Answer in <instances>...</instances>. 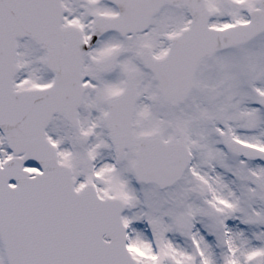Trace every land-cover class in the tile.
Instances as JSON below:
<instances>
[{"label":"snow or ice","instance_id":"6c2138e0","mask_svg":"<svg viewBox=\"0 0 264 264\" xmlns=\"http://www.w3.org/2000/svg\"><path fill=\"white\" fill-rule=\"evenodd\" d=\"M0 264H264V0H0Z\"/></svg>","mask_w":264,"mask_h":264}]
</instances>
